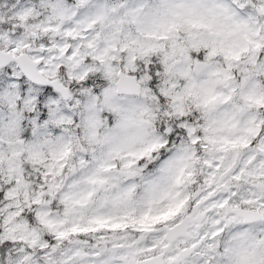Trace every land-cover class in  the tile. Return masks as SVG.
<instances>
[{"label":"snow or ice","instance_id":"obj_1","mask_svg":"<svg viewBox=\"0 0 264 264\" xmlns=\"http://www.w3.org/2000/svg\"><path fill=\"white\" fill-rule=\"evenodd\" d=\"M0 264H264V0H0Z\"/></svg>","mask_w":264,"mask_h":264}]
</instances>
